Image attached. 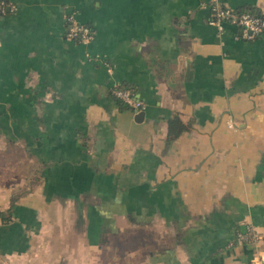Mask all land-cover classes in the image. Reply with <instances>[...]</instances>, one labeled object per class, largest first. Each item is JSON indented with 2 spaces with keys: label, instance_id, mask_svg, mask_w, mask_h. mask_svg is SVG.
<instances>
[{
  "label": "crops",
  "instance_id": "0c3cea01",
  "mask_svg": "<svg viewBox=\"0 0 264 264\" xmlns=\"http://www.w3.org/2000/svg\"><path fill=\"white\" fill-rule=\"evenodd\" d=\"M8 1L0 210L19 197L0 219L2 264H251L264 252V33L219 30L212 0ZM69 12L92 40L67 36ZM124 82L141 121L114 96ZM175 112L193 124L169 141ZM248 225L258 242L237 239Z\"/></svg>",
  "mask_w": 264,
  "mask_h": 264
},
{
  "label": "built area",
  "instance_id": "2783aa9c",
  "mask_svg": "<svg viewBox=\"0 0 264 264\" xmlns=\"http://www.w3.org/2000/svg\"><path fill=\"white\" fill-rule=\"evenodd\" d=\"M15 7L8 0H0V9ZM211 14L209 21L219 30H224L226 24H232L238 29L236 36L243 39H252L264 33V14L254 13L248 9H238L222 2V0L210 1ZM67 36L80 41L87 42L95 37V30L89 23L76 19L73 12L66 14ZM117 97L132 107L136 112L144 109V101L133 87H117L114 89ZM234 121H229V126H234ZM262 236L251 225L245 230L239 231L237 239L241 242H258ZM251 264H264V252L252 259Z\"/></svg>",
  "mask_w": 264,
  "mask_h": 264
},
{
  "label": "trees",
  "instance_id": "16d2710c",
  "mask_svg": "<svg viewBox=\"0 0 264 264\" xmlns=\"http://www.w3.org/2000/svg\"><path fill=\"white\" fill-rule=\"evenodd\" d=\"M240 9H248V10H251L253 11L254 13H262L264 14V11H262L261 9L259 8H256V7H241ZM12 10L7 7H5V10L2 11L0 9V15L2 14H6V13H9L11 12ZM257 37V36H256ZM255 38V37H254ZM134 87L133 84L131 83H128V82H124L120 85H118L117 87ZM115 87V88H117ZM119 103V105L123 108H127V107H130L127 103H125L121 98L117 97L116 95H114ZM168 123H169V132H168V140H173V139H176L177 137H179L183 132L189 130L191 127H192V121H188V122H185L179 113L175 112L173 113L169 119H168ZM22 155V152L19 150V156ZM20 194V193H19ZM16 197H12V201H11V204L8 208L6 209H3V210H0V219L3 221V222H9L11 219H12V215H13V208L15 206V200L16 198H18L19 196L18 195H15ZM0 264H2L0 262Z\"/></svg>",
  "mask_w": 264,
  "mask_h": 264
},
{
  "label": "water",
  "instance_id": "95a60500",
  "mask_svg": "<svg viewBox=\"0 0 264 264\" xmlns=\"http://www.w3.org/2000/svg\"><path fill=\"white\" fill-rule=\"evenodd\" d=\"M145 113H146V111L144 109L137 111L135 114V120L136 121L143 120V118L145 117Z\"/></svg>",
  "mask_w": 264,
  "mask_h": 264
},
{
  "label": "rangeland",
  "instance_id": "374dc122",
  "mask_svg": "<svg viewBox=\"0 0 264 264\" xmlns=\"http://www.w3.org/2000/svg\"><path fill=\"white\" fill-rule=\"evenodd\" d=\"M128 108V107H127ZM130 108V107H129ZM28 171V167H27V169L25 170V169H23L22 170V175H25V172H27ZM25 178V177H24ZM20 179V178H19Z\"/></svg>",
  "mask_w": 264,
  "mask_h": 264
}]
</instances>
